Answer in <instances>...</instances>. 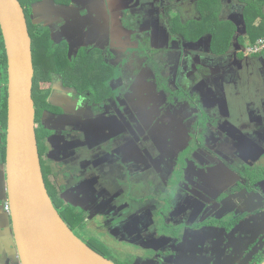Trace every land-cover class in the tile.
I'll return each instance as SVG.
<instances>
[{
    "label": "flooded vegetation",
    "instance_id": "flooded-vegetation-1",
    "mask_svg": "<svg viewBox=\"0 0 264 264\" xmlns=\"http://www.w3.org/2000/svg\"><path fill=\"white\" fill-rule=\"evenodd\" d=\"M19 2L43 177L71 230L115 264H257L264 0ZM6 203L0 264H20Z\"/></svg>",
    "mask_w": 264,
    "mask_h": 264
},
{
    "label": "water",
    "instance_id": "water-1",
    "mask_svg": "<svg viewBox=\"0 0 264 264\" xmlns=\"http://www.w3.org/2000/svg\"><path fill=\"white\" fill-rule=\"evenodd\" d=\"M0 29L8 76L6 158L1 166L17 259L20 264H115L71 230L47 191L35 127L32 42L19 0H0ZM263 210L264 205L258 206L259 215Z\"/></svg>",
    "mask_w": 264,
    "mask_h": 264
},
{
    "label": "trees",
    "instance_id": "trees-1",
    "mask_svg": "<svg viewBox=\"0 0 264 264\" xmlns=\"http://www.w3.org/2000/svg\"><path fill=\"white\" fill-rule=\"evenodd\" d=\"M209 4H211L213 1H208ZM260 13V12H259ZM255 19V18H254ZM253 20V18H252ZM248 25L250 26V24L248 23ZM260 34V33H258ZM254 36H259V35H254ZM254 38V37H253ZM252 38V40H253ZM258 37L254 38L253 42L257 39ZM0 72L1 75L3 77V82L6 84L5 88H4V95H3V100H2V110L0 113V120L4 125V138H3V160L5 161V146H6V127H7V56H6V52H5V46H4V42H3V37H2V33H1V29H0ZM259 178H257L258 180ZM264 260V257L257 263L260 264L262 261Z\"/></svg>",
    "mask_w": 264,
    "mask_h": 264
},
{
    "label": "rangeland",
    "instance_id": "rangeland-1",
    "mask_svg": "<svg viewBox=\"0 0 264 264\" xmlns=\"http://www.w3.org/2000/svg\"><path fill=\"white\" fill-rule=\"evenodd\" d=\"M203 8H201V10H202ZM254 20L255 19H253L252 21H251V23H252V25H253V22H254ZM261 19L259 20H257V22H256V25L257 24H261ZM215 34H216V36H218L219 35V32H215ZM223 34L224 33H222L221 35H222V37H223ZM3 83L4 82H2V86H3ZM88 233L90 234V236H92L91 234H96V231H90V232H88V231H82V234H84V236H86V237H88L89 235H88ZM97 239H98V242H96L97 244H99V246L98 247H102V246H104V245H102L101 243H100V237L99 236H97ZM109 241V239H107L106 238V242H108ZM0 249H2V251H4V248H3V246L2 245H0ZM109 249L107 248V251H108ZM109 254H111L112 256H114L115 258H120V259H124V257H125V254H123V253H120V252H113V251H110V253ZM5 255H3L2 257H4ZM119 260V259H118Z\"/></svg>",
    "mask_w": 264,
    "mask_h": 264
},
{
    "label": "crops",
    "instance_id": "crops-1",
    "mask_svg": "<svg viewBox=\"0 0 264 264\" xmlns=\"http://www.w3.org/2000/svg\"><path fill=\"white\" fill-rule=\"evenodd\" d=\"M4 175L5 174L3 172L0 175V184H1L0 190H1L2 194H5V192H6L5 176Z\"/></svg>",
    "mask_w": 264,
    "mask_h": 264
},
{
    "label": "built area",
    "instance_id": "built-area-1",
    "mask_svg": "<svg viewBox=\"0 0 264 264\" xmlns=\"http://www.w3.org/2000/svg\"><path fill=\"white\" fill-rule=\"evenodd\" d=\"M258 46H261V43H259ZM6 209H7L8 212H10V207H9L8 203H6Z\"/></svg>",
    "mask_w": 264,
    "mask_h": 264
}]
</instances>
